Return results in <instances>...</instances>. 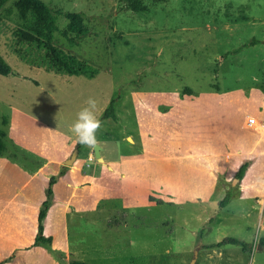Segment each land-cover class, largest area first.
Listing matches in <instances>:
<instances>
[{"label":"rangeland","instance_id":"374dc122","mask_svg":"<svg viewBox=\"0 0 264 264\" xmlns=\"http://www.w3.org/2000/svg\"><path fill=\"white\" fill-rule=\"evenodd\" d=\"M42 1L55 12L84 15L89 28L84 40L72 45L55 32L53 41L63 59L73 56L96 74L89 78L47 71L41 64L44 51L16 37L23 22L13 1L0 8V53L17 73L0 75V130L6 146L0 155V187L7 188L3 198L24 181L18 168L29 174L49 165L44 159H59L67 141L69 151L57 163L58 172L74 168L86 175L99 165L100 151L96 157L93 145L85 144L70 166L63 165L77 145L73 125L77 114L89 107V98L95 101L92 111L98 119L109 101L119 97L114 106L118 121L108 118L96 132V144L102 142L105 152L118 157L129 145H138L137 91L176 90L182 96L185 89L198 94L215 86L224 91L264 88V0H143L149 6L145 14L125 9L121 0ZM66 24L59 16L58 28ZM235 109L234 121L240 123L244 115ZM248 128L264 135V125L255 119ZM226 131L217 125L214 129L225 141H246L239 134L246 131ZM3 159L14 168L7 169ZM50 166L47 174H55ZM234 186L227 183L209 203L174 204L153 192L147 199L154 205L123 208L119 199L111 198L101 201L97 211H78L69 225V247L75 252L69 264L74 258L85 264H264L259 247L264 194H241L240 181ZM226 194L230 198L222 207ZM158 199L163 203L158 205ZM56 214L54 207L47 222L50 232ZM225 237L236 238L245 248L230 243L208 247ZM63 242L57 238V245ZM56 255L63 261V253ZM41 256H24L19 264H51L50 256Z\"/></svg>","mask_w":264,"mask_h":264},{"label":"crops","instance_id":"0c3cea01","mask_svg":"<svg viewBox=\"0 0 264 264\" xmlns=\"http://www.w3.org/2000/svg\"><path fill=\"white\" fill-rule=\"evenodd\" d=\"M134 106L138 145H129L126 152L113 157L109 149L105 152L101 142L102 161L92 167L89 174L68 169L53 185L51 203L43 219V234L52 238L47 247L55 250L54 255L40 248L45 246L31 245L37 233L39 208L45 199V181L48 184L51 176L46 168L51 165V171H55L52 175L58 173L57 163L69 151L70 142L64 144L59 159H44L49 165L38 166L34 173L18 168L24 181L15 192L12 189L9 196L3 198L7 188L3 191L0 187V261L12 256L4 264H19L22 257L31 254L33 257L50 256L51 264H69L70 257L75 256L68 242L69 225L78 211H97L102 206L101 201L111 198L119 199L123 208L154 205V201L147 199L153 192L156 198L174 204L209 203L213 194L222 191L227 183L235 187L232 180L246 160L250 165L240 180V193L264 194V141H261L264 135L245 126L250 117L264 125L261 87L201 91L182 96L176 90L137 91ZM235 108H240L239 112L244 115L240 123L234 121L233 115L238 112ZM216 125L226 132L233 130L235 135L246 131L239 133L246 141H225L222 134L214 132ZM255 137L258 141H253ZM3 160L7 169L14 168L11 161ZM54 207L56 222L50 232L47 222ZM58 237H63L66 244L57 245ZM59 251L63 253V261L57 258Z\"/></svg>","mask_w":264,"mask_h":264},{"label":"trees","instance_id":"16d2710c","mask_svg":"<svg viewBox=\"0 0 264 264\" xmlns=\"http://www.w3.org/2000/svg\"><path fill=\"white\" fill-rule=\"evenodd\" d=\"M13 1L14 7L16 8L19 18L22 20V28L17 29L15 32L16 37L23 43L33 45L38 49L44 51L42 57V66L47 71H58L61 73L73 74V75H84L92 77L96 74V71L87 63L79 61L73 56H68L63 59L59 51L54 45V33L59 32L64 38H66L70 44L78 45L80 41L84 40L89 34V28L84 22V15L81 12H63L53 11L44 1L42 0H0V8L6 3ZM160 2L158 0H154ZM123 7L127 10L133 11L138 14H145L149 11V6L143 2V0H121ZM59 16L66 18L67 24L65 28L59 29L57 26V19ZM15 53L22 57L20 50H15ZM224 56H222L223 58ZM17 75L16 71L8 64L5 58L0 53V75ZM264 93V88H261ZM215 90H218V86H215ZM183 93L191 94L189 89H185ZM119 97L112 98L109 101L108 106L104 109L102 114L97 120L100 121V126L108 118L118 121V116L115 112L114 106ZM7 122L6 118L2 119L3 125ZM100 128V127H99ZM98 128V129H99ZM97 129V130H98ZM5 132L0 130V155H3L6 151L4 143ZM83 144L77 142V147L80 148ZM250 165V161H244L235 173V178L239 181L243 178L245 171ZM65 171L62 169L58 174L51 175L48 180L47 187L45 189V199L40 205L38 216H37V233L35 235L32 246H49L52 238L46 237L43 234V219L46 216L47 210L51 203L53 195V185L57 182L58 178L64 175ZM230 195L226 194L225 198L220 202V206L224 207L229 200ZM158 205L163 202L158 199L156 201ZM242 244L239 240L233 237H225L221 241L208 245V247H219L223 244ZM243 248L245 245L242 244ZM259 247L264 249V237L259 239ZM9 256L2 261L0 264H4L12 259ZM71 264H85L79 261H73Z\"/></svg>","mask_w":264,"mask_h":264},{"label":"clouds","instance_id":"9594fccd","mask_svg":"<svg viewBox=\"0 0 264 264\" xmlns=\"http://www.w3.org/2000/svg\"><path fill=\"white\" fill-rule=\"evenodd\" d=\"M89 107L83 108L78 114L73 131L77 135L80 143L85 145L96 144V132L100 127V121L96 119L92 109L95 101L91 98L87 101Z\"/></svg>","mask_w":264,"mask_h":264},{"label":"water","instance_id":"95a60500","mask_svg":"<svg viewBox=\"0 0 264 264\" xmlns=\"http://www.w3.org/2000/svg\"><path fill=\"white\" fill-rule=\"evenodd\" d=\"M93 149H94V153H95L96 157H99L100 146L98 144H95V145H93ZM78 151H79L78 147H75V149L71 153L70 157L63 162V165L70 166L75 161L76 156L78 154ZM238 181H239V179L234 178L232 180V184L234 185Z\"/></svg>","mask_w":264,"mask_h":264},{"label":"built area","instance_id":"2783aa9c","mask_svg":"<svg viewBox=\"0 0 264 264\" xmlns=\"http://www.w3.org/2000/svg\"><path fill=\"white\" fill-rule=\"evenodd\" d=\"M253 118H249V119H247L246 120V126H250V125H252L253 124Z\"/></svg>","mask_w":264,"mask_h":264}]
</instances>
